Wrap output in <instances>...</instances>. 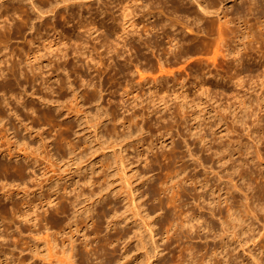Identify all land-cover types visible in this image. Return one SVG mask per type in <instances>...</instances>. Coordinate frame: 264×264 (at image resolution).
Wrapping results in <instances>:
<instances>
[{
    "label": "rangeland",
    "instance_id": "rangeland-1",
    "mask_svg": "<svg viewBox=\"0 0 264 264\" xmlns=\"http://www.w3.org/2000/svg\"><path fill=\"white\" fill-rule=\"evenodd\" d=\"M0 1V15L3 14L2 17L0 16V20H5L6 16L4 13L6 12L4 10L10 7L9 5L14 3L11 5L12 8V6H23L25 3L23 7L25 11L22 9L18 11L15 15L16 18L17 16L18 18L14 19V23H12V26H14H11L9 31L7 29L5 37L8 36L9 42H7V44H9L10 49L12 48L14 50L15 54L13 57H16L15 59L17 61L19 60V65H21L20 61H22V67H29V65L33 63L37 71L43 72L42 74L40 73V76L45 75L46 77L45 81L39 76L40 79L38 78L37 82L35 77H33V79L32 77L26 79L23 76V78L20 77V79L17 80L13 78L12 83L15 88L10 92L7 91V96L11 99L12 96L10 95H12V91L18 92L21 97L19 98L17 96L20 102H18L19 100L15 96V98H12L13 102L10 105H2L4 108L3 113L5 115V122L1 121L3 122L2 124L0 122V162L7 160V162L15 165L18 159L15 156H11V154H21L19 159L25 163L27 169L26 175L23 177L16 165L13 166L12 169L9 168L10 170L7 167L0 166V168H2V170L0 169V264H26L27 262V264H29L35 261L39 262V264H47L49 260L54 261V264H72L71 261H67L68 263L62 261V251L67 247L65 244L66 240L73 236L76 239V243L82 247L84 243L83 235L85 233L88 235L91 242H94V245H96L99 242L96 241V239L102 240V237H104L108 231L110 234H113L111 232L112 229H116L117 231L120 229L118 232L113 230L116 234L118 233L120 236L119 239H116L113 244L105 245L108 247V251L111 252L109 256H111L113 264H196V261L189 255L190 251L187 248L189 243L185 242L184 238L183 240L175 239L173 244L165 247L166 249L164 248L163 244L166 241H163L161 238L163 229L162 222L164 218L171 215V210L174 211L173 208L175 207H172L171 203L169 208L166 205L167 208H163L160 204V199L163 197L166 199V197H168V192L170 196V190H172V188L175 189L176 192H180L181 190H201L200 188L194 187L195 184L189 183L188 181V177L194 173L198 174L200 177L216 176L213 180L219 177L217 174L218 171L225 174L221 167H219V164H214V168L216 169L212 172L211 169H205L204 166L198 164L196 160L191 157L185 138L192 143L193 148L196 147V144L193 142L197 141L198 138L196 135L194 136L192 134V132H197L198 130H196L195 127L203 129V131L208 134V137L212 138L211 142L213 146L221 147L222 142H218V139L220 141L221 135H226L224 139H241L248 145V142H250L248 132L250 131L244 128L246 125L251 124V128L254 127L257 129L255 134L259 133V131L263 134L261 149L264 156V77L262 76L264 75L262 73L264 72V23L261 24L260 22L255 23L254 21H250L252 24V26H250L245 22L246 18L244 15L236 19V21H234L235 23H232L233 28L238 30H236L237 32H233L234 37H232V32L228 36L229 43L233 45V48L236 46V50L238 49L237 47L241 48L240 45H242V52H246L245 54L248 55V59H250L245 61V69L247 68L246 65L255 62L253 67L254 71H243L244 73H242V76H245L244 78L229 80V77H226L224 80L223 78L217 77L220 80L216 81L217 79L214 78L204 87L200 84L201 81L197 80L198 78L196 79L195 76H191L192 78L189 76L184 79L185 74L178 71L179 69L185 72V70H183L185 68L183 66L180 68L179 66L183 65L184 61L179 62L176 57L169 53L166 56L171 58L168 60L166 67L168 69H174L176 72L172 73L173 75L171 74L172 77L169 75L171 78L168 77L167 79L160 80L159 83H154V81L150 79L151 76L153 77L161 73L158 68L157 57L154 54L152 55V53L143 46H140L139 49L138 47H133V44L135 45V38H130L134 54L129 55L133 53V51L126 53V55H122V57L118 54L115 56L114 54L111 65L108 63L112 61V59L109 58L110 55L106 54L104 50L106 46H112L111 44L118 46L123 44L126 39L124 38L126 36L123 30L124 26H126L128 30H139L145 38L148 37V39L150 38L154 41L156 38L154 37L156 36L154 33H156L157 29L152 30V24L156 23L158 19L162 20L167 17L168 19H166L165 22L169 23L174 19H178L173 8L170 7L172 11L171 9H161L164 13H157V18L156 14L153 16V12L160 10L159 7L161 6L149 5L150 7H148L146 3L142 2H146L147 0H110V2L106 0L105 5L103 2L105 0H85L87 3L90 1V3L82 7L84 20L81 25L83 27H75L74 24L79 19V16L76 18V22L71 21L70 23V21H68V23L66 20L67 11L70 10V7L61 8V13H58V15L57 13L55 14L56 11H49V13L46 12L45 17H41L29 0ZM34 1L43 8H49V3L47 4V2H49L48 0ZM237 1L240 4L243 2V0ZM99 3L102 4L101 8L98 7L100 6ZM170 3L172 4V2ZM194 3L192 5L194 8H197V3ZM233 3V1L227 2L230 9ZM7 4H9L8 7ZM3 5H6L7 8L4 6V9ZM60 5H63V3ZM73 6L78 7V5ZM87 6H90L91 9H87ZM102 7L105 8L102 9ZM107 7H109L110 10H108ZM27 8H29L28 10L30 12ZM101 10L108 11L102 13ZM146 11L148 13L150 11V13L148 14ZM51 14L53 15L51 16ZM28 15H30V17ZM160 15L162 16L161 18ZM184 15H187V13H184ZM186 17L187 16L184 17V20L192 22V16ZM211 17V19L215 18V16ZM56 18L58 19L56 20ZM155 18H157V20ZM46 20L49 22H46V24H44L45 22L42 23V21ZM54 20H56V22ZM24 22L26 24H24ZM114 22L117 23H115V26L113 24ZM32 23H35V27H33ZM125 23L127 24L125 25ZM217 23L218 22H216V25ZM54 24L57 26L61 24L58 27L60 28V33H54L55 30L53 27L56 26ZM45 25L50 26L48 30L45 28ZM112 25L115 30H112ZM182 25L184 26V24ZM182 25L179 23L171 29L169 28L170 26H168L170 32L167 30V34L165 33L157 36L161 40L160 43L162 48H168L170 46L169 41L173 35L172 32L174 33V30L178 26L181 27L180 29H183ZM18 26L20 28H18ZM14 27L15 29L13 31L12 28ZM37 28H41L44 35L42 33L39 35V29L37 30ZM108 29L111 30L107 31ZM147 30L150 31L147 32ZM258 30H260L259 34ZM249 31H252L250 36ZM236 33H244L245 36L239 34L241 37H236ZM135 34L136 32L134 35ZM254 34H257L256 38L259 39L255 40ZM200 35H203V39L204 35H207L206 37L211 36V34L205 33H200ZM212 36L214 37V35ZM86 38L88 41H84ZM258 40H260V42ZM96 41H101V43ZM201 41L202 40L199 38L192 41V45L189 47L191 51L187 54L188 59H200L199 61L206 59L205 61H207L208 58L212 57L214 46L205 45ZM3 42L4 41H2V43ZM86 44L89 47H87ZM63 49L65 50L63 51ZM59 54L65 56H61L60 59ZM57 55L59 56L57 57ZM190 55H192V58ZM234 55V53L230 54V58L229 56H220V59L223 60L222 64L224 65L220 66L222 70H224V67L227 69V66L229 67V65L232 64L231 61ZM92 57H94V59ZM124 58L130 61V65H127V63L122 65V62H125ZM98 59L101 60L102 64L96 65ZM227 59L230 63L227 62ZM103 60L106 63L103 64ZM26 62H30V64L26 65L28 64ZM135 62L142 71L146 72V75L149 77L148 79L151 81L147 79L148 81L146 82L145 80L142 81V85L137 84V78H140V74H138L139 72L134 65ZM237 62L238 61L234 62V67L235 64H238ZM99 67L102 69V74L99 75L100 77L98 76L97 70ZM235 68H232L234 69L233 71L236 70ZM94 69H96L97 72ZM259 71L261 75H259ZM46 75H49L48 78ZM96 75L98 77H96ZM208 77H210L209 74L207 75V78ZM182 79L184 82L181 81ZM130 82L132 84L134 83V86L132 85L133 87ZM6 83L7 82L4 84L7 85ZM135 83L137 84L136 86ZM0 84L2 86L3 83ZM51 85H53V88H50ZM208 85L211 87H208ZM130 86L132 88H130ZM0 89L1 96V94L3 95L4 90L2 89L4 88L0 87ZM98 95L100 98H98ZM152 102L154 104H159L157 106H160V109L149 114L148 108L152 106ZM20 103H22L23 106L20 105ZM134 103L135 106L131 107V104L134 105ZM139 103L140 106H138ZM14 104L15 106L17 105L16 108ZM126 105L129 106L126 107ZM136 105L139 109L140 107L142 109L138 110ZM30 106L38 108L35 109V114L34 111L30 109L33 112L31 115L32 112L28 109ZM128 108L132 109L128 110ZM15 109L19 110L16 111ZM133 111H138L140 113L139 117H133L135 120L132 118L131 114ZM16 113L19 117L16 116ZM116 113L122 115L120 120L113 119L114 116L116 117ZM123 114L125 115L123 116ZM168 114H173V117L171 118ZM130 116L133 120H130ZM150 116L151 118H149ZM165 116L166 120H164ZM237 118H240L241 121ZM149 119H151V121H148ZM255 119L256 122L259 120L257 126H255ZM166 121H168L169 124ZM142 124L143 126H141ZM174 124L178 128V130L176 129L177 132L173 130L176 128ZM167 126L169 128H167ZM171 126L174 127L171 128ZM165 128H171L172 131H174V133L171 131L173 136L169 135L171 133L167 134ZM160 130L166 134V137L163 136ZM214 130L216 133L213 132ZM260 133L259 136L261 137L262 135ZM172 137L176 139L177 145H179V147L177 146L178 149L176 146L175 148L172 147ZM183 137L185 138L183 139ZM181 141L182 143H180ZM198 142L197 146H201ZM167 149L170 150L167 151ZM160 152L162 153L160 154ZM172 152L176 153L174 154ZM204 153V155L207 156L208 152L206 151ZM25 155L28 156L27 159ZM234 158H237L238 161L242 159L246 160V157L240 153L235 154ZM247 161L245 166L252 169L255 174L262 171V173L258 175V178L251 179V182H253L254 192L260 199H264V190H260L258 187V181H260L261 176L264 175V164L258 166L252 159H247ZM210 163L212 164V161L208 163L209 166ZM216 181L220 183L219 181L221 180ZM224 183L226 182H223V185L227 187L228 184ZM48 191H57L58 194L63 195L65 201L73 202V209L78 208L80 211L85 210V212L89 210V214L92 215L95 220L91 221V216L87 218L88 214L84 216L80 215L78 216V225L81 227L78 231L72 230L69 231L68 234L58 235L54 233L53 238H56L58 244L57 247L53 249V253L46 258L45 262L43 257L46 256V254L33 257L34 246H39L40 251H43L41 246L42 240L35 237L33 238L34 235L30 230V224L23 222L24 226H22L16 211L19 208L21 209L25 202H31L41 192ZM237 194L240 196V191H237ZM185 197L188 198L185 199L189 202L188 204H190H187V206H191L194 200L189 195L187 196L185 194ZM191 200L192 203H190ZM102 203H104V205L106 204L107 210L101 211L100 215H98L101 210L98 211V208H102ZM53 213V216H57L63 224H66L70 217L62 212L57 214V212L53 211ZM257 217L258 219L254 217L249 220L247 225L248 234L257 235L262 228L264 212L259 211ZM89 220L90 223L88 222ZM109 221H114L116 223H114V228H108ZM87 222L90 224L89 226H87ZM50 223L49 225L52 226L51 231L55 232L57 225L55 223V225H53V222ZM151 223L152 225L153 223L155 224L154 238H152L150 235L151 232L148 229ZM16 225L21 226L17 228ZM98 233L100 234L98 235ZM256 239H258L256 243L250 240L245 243L244 246H240L235 239L229 240L232 247L234 245L238 246L236 253L241 254V259L234 260L235 263L240 262L243 258L247 264H257L253 255L257 257L256 259L259 258L264 263V238L258 235ZM220 240L219 237L215 238L214 236L209 238V242L212 245L220 243ZM197 242L205 243V240L197 238ZM102 243L104 244L106 241ZM156 245H160V250L165 249L162 250L161 255H155ZM78 248H76L77 251ZM77 251L75 250V252ZM222 257L221 255L219 258L221 262ZM75 259L77 260V264H92L82 259L81 254H78Z\"/></svg>",
    "mask_w": 264,
    "mask_h": 264
},
{
    "label": "bare ground",
    "instance_id": "bare-ground-1",
    "mask_svg": "<svg viewBox=\"0 0 264 264\" xmlns=\"http://www.w3.org/2000/svg\"><path fill=\"white\" fill-rule=\"evenodd\" d=\"M29 1L32 4L33 8L36 10V12H38L40 14L41 17H45L46 12L49 13V11H51V12L56 11L55 14L57 13V15H58V13H61V10H62L61 8L70 7V10L67 11L68 14L65 11V13L67 14V18H68V19L66 18V20H67V22L70 21V23H71V21L76 22V18L79 16V19L74 24L75 27L76 26H82L81 23L84 20L83 19L84 16L82 15V11H83L82 7H84L85 5L90 3V1H89V3H87L85 0H48L49 2H47V4L49 3V5H48L49 8L47 7L48 9H46V8H43L41 5L37 4L36 1H34V0H29ZM134 1H136V0H134ZM147 1L146 2L142 1V2L146 3V5L148 7H150L149 5H151V6L159 5V6L163 7V8H161L158 6L160 8V10L154 11L153 16H155V14L157 16V13H162L163 9L169 10V9L173 8V11L176 12V14H177L176 17L178 19H174L173 21H171L169 23V22H165L166 19H168V17L167 18L165 17L166 19H162V20L158 19V21L156 23L153 22L154 24H152L153 25L152 30L157 29L156 33H154L156 35V36H154V37H156L154 41L151 40L150 38L148 39V37L145 38L143 36L142 32H140L139 30H137L138 32L134 28H133L134 29L133 31H132V29L128 30V28L126 26H124L123 30L126 33V36L124 35L125 36L124 38H126V39L124 40L123 44H121V46L111 44L112 46H106V49L104 50V52L106 54L110 55L109 58L112 59V61L107 60V61H109V63H108L109 65H111L113 62L114 54H115V56H116V54H118L119 56L122 57V55H126V53H128V52L130 53L131 51H133L132 41H130V38H135V40H134L135 45L133 44V47H138V49H139L140 46H143L146 49H148L152 53V55L154 54L157 57L158 68L161 71V73L159 75H156V76L154 75L153 77L151 76L150 79L152 81H154V83L155 82L159 83L160 80L165 79V78L167 79L169 77V75L176 72L174 69H171V68L168 69L166 67L168 60L171 58V57L166 56L169 53L172 56L176 57L179 62L184 61V64L179 65V66H180V68H181V66H183L185 69H183V68L182 69L185 70V72L178 69V71L185 74L184 79H186L189 76L190 77L195 76L196 79L198 78L197 80L201 81L200 84H202L204 87H205V85L208 84L209 81H211L214 78L217 79L216 81L220 80L217 77H220L221 79L223 78L224 80L226 77H229V80L230 79H240V78L242 79V77H243L242 73H244L243 72L244 70L245 71L248 70L249 72L254 71L253 67H254L255 62L254 63L252 62L250 64L248 63L249 65H246L247 68L246 69L244 68L245 67V65H244L245 61L250 60V59H248V55L245 54L246 52H242V50H243L242 45H240L241 48L237 47L238 48L237 50L235 49L236 46L233 48V45H231L228 41V36L231 34V32L233 33L236 30H238L236 28H233L232 23L234 21H236V19L241 18L243 15L246 18L245 22L247 24H249L250 26H252L250 21H254L255 23L260 22L261 24L264 23V19H263V17H264V0H243V2L241 4L237 0H147ZM228 1L234 2L231 9L227 5ZM44 2H46V1H44ZM103 2L105 5L106 0ZM109 2H110V0H109ZM170 2H172V4ZM61 3H63V5H60ZM193 3L194 4L197 3V8H194V6L192 5ZM13 4L14 3H12L11 5H13ZM24 4H23V6H18V7L12 6V8H11V5H9V4H7V7H8V5L10 6L8 8L6 7V5H3V8L5 6V8H7V9L4 8L5 9L4 11L6 13L3 12L6 16L5 20H0V41H1V43H0V83H3L2 86L0 84V87L4 88V89H2V90H4L3 95L1 94V96H0V122L1 121L5 122V119H4L5 115L3 113L4 108L2 105H4V104L10 105L13 102L12 98L13 97L15 98V96L17 99H18V97L21 98L19 96L20 93L18 94V92L16 93L15 91H12V93H11L12 95H10V96H12L11 99L9 96H7V91L10 92L11 90H14V88H15L14 84L12 83L13 78L15 80H17V79H20V77L23 78V76L26 79L29 77H32V79H33V77H35L36 82H37L38 81L37 79L39 78L40 73L41 74L43 73V72H40L39 70L37 71L36 68H34L35 65L33 63L30 64V62L29 63L26 62V63H28L26 65L30 64L29 67L28 66L22 67L21 66L22 61H20L21 65H19L18 64L19 60L17 61L15 59L16 57L15 58L13 57V55L15 54L14 50L11 48L12 49V51H11V49L9 48L10 47L9 44H7V42H9L8 36L5 37L7 29L9 31V28H11L12 23H14L13 21L16 18L15 15L18 13L19 10H21V9L23 10ZM73 5H78V7H74ZM101 5L102 4H100V6H98V7L101 8ZM142 5H143V3H142ZM15 6H16V4H15ZM44 7H45V5H44ZM86 8L89 9L90 6L89 7L87 6ZM104 8L102 7V9H104ZM107 8H108V10H110L109 7H107ZM28 9L29 8H27V10ZM87 9H86V11H87ZM23 11H25V9ZM28 11H27V14H28ZM107 11L103 10L102 13H105ZM171 11H172V9H171ZM149 13H150V11H149ZM184 13H187V15H184ZM13 14H14V16H13ZM27 14H23V15H27ZM2 15L3 14H1L0 16L2 17ZM18 15H21V14H18ZM52 15L53 14H51V16ZM147 15H145V16H147ZM161 15H160V18L162 17ZM28 16L30 17V15H28ZM185 16H187V17L192 16L191 17L192 22L191 21L189 22L188 20H184ZM211 16H215V18L211 19L212 18ZM41 17H39V18H41ZM17 18H18V16H17ZM157 18H158V16H157ZM157 18H155V19L157 20ZM30 19H32V18H30ZM57 19L58 18H56V20ZM24 20H27V19H24ZM56 20H54V21L56 22ZM58 21H57V23H58ZM43 22H45L44 24H46L47 20L42 21V23ZM60 22H61V20H60ZM216 22H218L217 25H216ZM115 23L116 22L113 23L114 26H115ZM179 23L181 25L184 24V26L182 25L183 29H180L181 27H179V26L175 30L173 29L174 33L172 32L173 35L169 41L170 46L168 48H165V47L162 48L161 43H160L161 40L157 36L165 34L167 30L169 31V28L170 29L174 28V26L178 25ZM24 24H26V23L24 22ZM126 24L127 23H125V25ZM54 25H56V24H54ZM60 25L61 24H59V26ZM235 25H237V24H235ZM15 26H17V25H15ZM59 26L56 25L53 27L55 30V32L53 30L54 33H60V30H59L60 28H58ZM114 26L112 25V30L113 29L115 30ZM130 26H131V24H130ZM168 26H170V27L168 28ZM258 26H259V24H258ZM33 27H35V23L33 24ZM49 27L50 26H46L45 28L48 30ZM75 27H73V28H75ZM240 27H241V25H240ZM18 28H20V27L18 26ZM109 28H110V26H109ZM230 28H232V29H230ZM12 29L14 31L15 27ZM38 29H39L38 33L40 35V33H42V29L37 28V30ZM46 29H45V32H46ZM186 29H187V32H186ZM250 29H251V27H250ZM259 29H261V28H259ZM110 30L108 29L107 31H110ZM148 31H150V30H147V32ZM255 31H253V32H255ZM259 31L260 30H258V34H259ZM135 32H136V34L134 35ZM184 32H185V34H184ZM195 32H197V33H195ZM251 32L249 33V36L251 35ZM47 33H49V32H47ZM125 33H123V34H125ZM200 33L211 34V36L209 35L210 37H206L207 35L206 36L204 35V39H203L202 38L203 35H200ZM42 34L44 35V33H42ZM236 34H237L236 37L239 36V34H243L245 36L244 33H239V34L236 33ZM212 35H214V37ZM78 36L80 37V35H78ZM81 36H83V35H81ZM121 36H123V35H121ZM167 36H169V35H167ZM232 37H234V33H233ZM239 37H241V36H239ZM254 37L256 38L257 34H254ZM80 38L83 39L82 37H80ZM198 38L202 40L201 42H203V44L214 46V48L212 47L214 49L213 54L211 55L212 57L208 58L209 57V55H208L207 61H205L206 59L202 60L205 62L199 61L200 59H198V58H197L198 60H192V59H188V57H187V54L191 51V50H189L190 49L189 47H190V45H192L191 44L192 41H195ZM257 39H259V38H256L255 40H257ZM2 41H4V42L2 43ZM84 41H88V39L86 38V40L84 39ZM258 41L260 42V40H258ZM96 42H98V41H96ZM99 42L101 43V41H99ZM110 43H112V42H110ZM254 43H256V42H254ZM84 44H85V42H84ZM232 44H233V42H232ZM240 44H242V43H240ZM86 46H87V44H86ZM103 46H104V44H103ZM87 47H89V46H87ZM253 47H252V49H253ZM209 48H211V47H209ZM247 48H249V47H247ZM146 49H144V50H146ZM64 50L65 49H63V51ZM135 50H136V48H135ZM139 51H141V50H139ZM140 53H142V52H140ZM233 53L235 55L232 58V61H231L232 64H230L229 67L227 66V69H225V67H224V70H222L220 66H224V65L222 64L223 60L220 59V56L225 57V56H229L230 54H233ZM63 54H61V55L59 54L60 59H61V56H63ZM132 54H134V51H133V53H131L129 55H132ZM244 54H245V56H244ZM59 55H57V57ZM67 55H68V53H67ZM191 56L192 55H190V57ZM19 57H21V56H19ZM92 58L94 59V57H92ZM229 58H230V56H229ZM172 59H174V58H172ZM54 60H55V58H54ZM236 61H238L237 62L238 64L237 65L235 64V67H236L235 68L233 65H234V62H236ZM58 62H59V60H58ZM154 62H155V60H154ZM227 62L230 63V61L228 59H227ZM104 63H106V62H104V60H103V64ZM114 63H116V62H114ZM124 63L125 64L127 63V65L128 64L130 65V61L127 58L125 59V62H122V65ZM95 64H93V65H95ZM98 64H102L101 60H99V59L97 60L96 65H98ZM134 65L136 66V69L139 72V73L138 72L137 73L140 74V78L139 79L137 78V82H138L137 84L142 85V81H144V80H145V82L148 81L149 77L146 75L145 71H142V69H140L138 67V64L136 62ZM255 66H257V65H255ZM101 67H104V66H101ZM101 67L97 68L98 76L102 74L101 73L102 72ZM156 67H157V65H156ZM232 68H235L236 70L233 71L234 69H232ZM94 70H96V69H94ZM97 70H96V72H97ZM248 71H246V72H248ZM259 73H260V71H259ZM262 73L264 74V72H262ZM208 74L210 75V77L207 78ZM172 75H171V77H172ZM257 75H255V76H257ZM259 75H261V73ZM43 76H40V77H42V80L46 81L45 75H43ZM48 76H47V78H48ZM98 76L96 75V77H98ZM176 76H178V75H176ZM253 76H254V72H253ZM262 76L264 77V75H262ZM58 77H61V76H58ZM171 77H169V78H171ZM151 80H149V81H151ZM181 81L184 82L183 79ZM5 82H7L6 83L7 85L4 84ZM18 82H19V80H18ZM132 82H134V81H132ZM229 82H231V81H229ZM237 82H239V81H237ZM133 84L131 83V86ZM137 84L135 83V86ZM51 86H50V88H53V85H51ZM131 86H130V88H132L134 85L132 87ZM156 86H157V84H156ZM208 87H211V86L208 85ZM0 91H1V89H0ZM223 91H225V90H223ZM136 96H138V95H136ZM98 98H100L99 95H98ZM41 99H42V97H41ZM18 102H20V100ZM15 104H16V102H15ZM15 104H14V106H15ZM125 104H126V102H125ZM125 104H124V108H125ZM20 105H22V103H20ZM157 105H159V104L153 103L152 106L148 108L149 114L151 112L158 111L160 109L159 108L160 106H157ZM16 106H15V108H16ZM128 106L126 105V107H128ZM132 106L134 107L135 103H134V105L131 104V107ZM138 106H140V103ZM28 109L33 110L34 114H35L36 113L35 109H38V108L37 107L33 108V106L32 107L30 106ZM130 109H132V108H128V110H130ZM140 109H142V108L140 107ZM140 109L138 107V110H140ZM17 110H19V109H17ZM23 112H24V109H23ZM27 113H28V111H27ZM32 114H33V112L31 113V115ZM131 114H132V118L133 117L137 118L140 116V113L138 111H133V112H131ZM162 114H163V111H162ZM124 115L125 114H123V116ZM172 115L168 114V116H171V118L173 117ZM16 116H18L17 113H16ZM161 116H163V115H161ZM6 118H7V116H6ZM114 118L120 120L122 118V115H120L119 113L118 114L116 113V117L114 116L113 119ZM130 118H131V116H130ZM132 118L130 120L134 119V118L133 119ZM146 118H148V117H146ZM149 118H151V116ZM156 119H157V117H156ZM173 119H175V118H173ZM237 119H239L241 121L240 118H237ZM164 120H166V116H165ZM169 120H171V119H169ZM148 121H151V119H149ZM258 121L259 120H257V122ZM157 122H158V120H157ZM166 122H168V121H166ZM255 122H256V119H255ZM257 122L255 123L256 124L255 126H257ZM2 123L3 122H1V124ZM8 123H10V122H8ZM154 123H156V122H154ZM174 123H175V120H174ZM168 124H169V122H168ZM168 124H166V125H168ZM258 125H259V123H258ZM141 126H143V124ZM163 126H165V125H163ZM173 127L171 126V128H173ZM175 127H176V125H175ZM251 127H252V125L250 124V125H246V127L244 128V129H246V130L248 129V131H250V132H248L249 136H250V142H248V145H247V143L243 142L241 139H233V138L228 137L229 139L226 138L227 139L226 140V139H224V136H226V135H221L220 141L218 139V142H222L221 147H218V146L215 147V145L214 146L212 145V142H211L212 138H209L208 134L205 131H203V129H199V127H195L196 130L198 129L197 132H195V131L192 132V134L194 136L196 135L198 138L197 141L193 142L196 144L195 148L192 147V143H190V141H188L185 137H183V139L185 138V142L188 146V150L190 152L191 157H193V159H195L198 164L204 166L205 169H211L212 172H214V169H216V168H214V164H219L220 165L219 167H221V169L223 170V172L225 174H222L221 171H218L217 174L219 177L216 180H221V181H219L220 183H217L218 181L213 180V178L216 176H214V177H212V176L200 177L198 174L194 173V174L190 175V177H188V181H189V183L191 182V183L195 184L194 187L200 188L201 190H185L186 192L181 190L180 192H176L175 189L172 188V190H170L171 191L170 196H169L170 193L168 192V195H167L168 197H166V199H165V197L160 199V201H161L160 204L162 205L163 208L166 206L169 208L171 203H172L171 204L172 207L173 206L175 207V208H173L175 212L173 210H171V215H168L166 218H164L165 221L163 220V222H162V226H163L162 228L163 229H162L161 238L163 241H166L163 244L164 248L168 247V245L173 244V241L175 242V239L176 240L177 239L183 240V238H184L185 242L189 243L188 244L189 246L187 245L188 246L187 248L190 251L189 252L190 254L189 253L188 254L191 255L192 259H194L196 261V264H220L221 260L219 258L221 255L223 256L221 264H247L243 258L240 262L235 263L234 260L241 259V254L236 253V251L238 250L237 249L238 246L234 245L232 247L229 240L235 239V241L240 246H244L245 243L249 242L250 240H253V242L256 243L257 242L256 240H258V239H256V237L258 235L260 237L264 238V221H262V228L259 230L257 235L248 234V231H247V225L249 223V220H251L254 217L256 219H258L257 213L259 211L264 212V199H262V198L260 199L258 197V195L254 192L253 182H251V179H257L258 175L260 173H262V171L260 173L255 174L252 169H249L245 166V163L248 162L247 159L254 160L255 164H258V166H261L264 164V156H263L262 149H261V141H262L263 134H261L259 131V133L262 135L260 137L259 133L255 134L257 129L254 127H253L254 128L253 129ZM141 128H143V127H141ZM167 128H169V127L167 126ZM167 128H165L166 133L167 134L171 133L172 129L171 128L167 129ZM165 129H163V130H165ZM176 129L178 130L177 127L173 130L176 131ZM262 129H263V127H262ZM174 131H172V132L174 133ZM161 132H160V134H161ZM213 132L216 133L215 130ZM221 132H222V130H221ZM164 134L165 133H163V136L166 137V134L165 135ZM220 134H222V133H220ZM169 135H172V133ZM172 138H173V139H171L172 140V144H171L172 147H174V148H175V146H176V148H177V146L179 147V145H177L176 139H174V137H172ZM175 138H176V135H175ZM198 140H199V142H198ZM216 140H217V138H216ZM197 142L199 144H201V146L199 144H198L199 146H197ZM180 143H182V141ZM180 145H182V144H180ZM169 146H170V144H169ZM148 149H150V148H148ZM165 149H166V147H165ZM151 150H154V149H151ZM168 150H170V149H167V151ZM206 151L208 152L207 156L204 155L205 154L204 152H206ZM180 152H182V151H180ZM161 153L162 152H160V154ZM172 153H174V152H172ZM177 153H178V151H177ZM237 153L244 155L246 157V160L242 159L243 161L242 160L238 161L237 158H234L235 154H237ZM157 154L159 155L158 152H157ZM11 156L17 157L18 162L15 163V165L18 167V170L20 171L21 175L24 177L26 175V169L27 168H26L25 163L20 161V159H19L21 157V154H16V155L11 154ZM25 158L27 159L28 156L25 155ZM149 160H151V159H149ZM211 161H212V164L210 163V166H209L208 163ZM206 163H207V165H206ZM13 164H14V162H13ZM15 165H12V163L7 162V160H4V162H0V166L7 167L8 169L9 168L12 169V167ZM0 169L2 170V168H0ZM263 177H264V175H262L260 181H258V187L260 188V190H264V179H263ZM224 178H226V179H224ZM223 182H226L228 184V186L225 187L223 185ZM226 183H224V184H226ZM196 184H197V186H196ZM237 191H240V196L237 194ZM184 193L187 196L188 195L191 196L192 199L194 200L193 201L194 203L191 204V206H189V207L187 206V204L189 202L185 199L187 197H185ZM190 203H192V200ZM102 204H103L102 208L101 207L98 208V211L101 209L99 211V214L97 212L98 215H100L101 211L107 210L106 204L105 205H104V203H102ZM72 205H73V202L65 201L63 199V195L58 194L57 191H48V192H41L37 197H35V199H33L31 202H25L23 207L21 209L19 208L16 211V214L18 215L19 221H20V223H22V226H24L23 222L30 224V228H31L30 230L34 235V236L32 235L33 238L35 237L39 240L40 239L42 240L41 246L43 248V251H40L39 246H37V245L34 246L33 257H39L41 254H46V256L43 257V260H45V262H46V258H48V256H50L53 253L52 252L53 249H55L57 247V244H58V242L56 241V238L55 237L53 238L54 233H55V235L56 234L58 235V234H65V233L68 234L69 231H72V230L78 231L81 227L78 225V216H80V215L84 216L85 214H88L87 218L91 216L90 217L91 221L95 220V219H93L92 215L89 214L90 213L89 210H86V212H85V210L80 211L78 208L73 209ZM188 205H190V204H188ZM53 211L57 212V214L62 212V213H66L68 217L70 216L67 223L63 224L59 220V218H57V216L54 217ZM172 211H173V213H172ZM50 222H53L52 223L53 225H55V224L57 225V228H55V230H56L55 232L51 231L52 226L49 225V224H51ZM88 222L90 223V220ZM88 222H87V226L90 225V224H88ZM91 223H93V222H91ZM114 223H115L114 221L108 223V225H109L108 228H111V229L114 228L115 227ZM154 225H155L154 223H153V225L151 223V225L149 224V227H148L149 231L151 232L150 235L152 236V238L155 237ZM16 226H17V228L18 227L20 228L21 225H16ZM116 227H117V225H116ZM113 230H116V229H112V231H111L114 234L115 231L113 232ZM118 231L116 230V232H118ZM20 232H21V230H20ZM99 234L100 233H98V235ZM113 234H110V232L108 231L105 234V236L103 235L104 237H102V235H101L102 240L106 241V243L103 244L102 243L103 241L101 239L99 240L97 238L98 240L96 239V241H99V242L96 245H94V242H91L88 235L84 233L83 236H84V243L85 244L83 243V245H82L80 243L82 245V247H80L79 244L76 243V239L73 236L70 237L68 240H66V243H65L67 245L66 249L62 251V256H63L62 261L63 262H67V261L70 262L71 261L72 264H77V262H76L77 260L75 259V257L78 254H81L82 259H85L88 262H91L92 264H111V263L113 264V262H112L113 260H112L111 256H109L111 252H109L108 251L109 249H107L108 247L105 246L106 244H108V245L113 244L116 239L117 240L119 239L120 236L118 235V233L117 234L115 233L116 236H115V234L114 235ZM211 236H214L215 238L219 237L221 239L220 243H215L214 245H212L209 242V238ZM197 238L198 239L200 238V240H205V243H198ZM185 244H187V243H185ZM76 248H78V251L79 250L80 251L78 252ZM80 248H83V249H80ZM165 249H162V250H165ZM75 250L78 253L75 252ZM162 250H160V245H156L155 246V255H161ZM253 258L255 259L257 264H264L263 261L260 260L259 258L256 259L257 258L256 256L253 255ZM29 264H39V262L35 261V262H31ZM47 264H54V261L49 260V261H47Z\"/></svg>",
    "mask_w": 264,
    "mask_h": 264
}]
</instances>
